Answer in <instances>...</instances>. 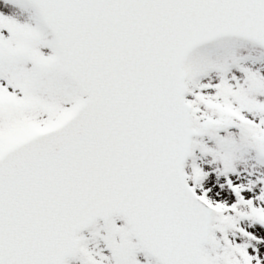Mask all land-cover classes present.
<instances>
[{"label":"snow or ice","instance_id":"1","mask_svg":"<svg viewBox=\"0 0 264 264\" xmlns=\"http://www.w3.org/2000/svg\"><path fill=\"white\" fill-rule=\"evenodd\" d=\"M0 264H264V0H0Z\"/></svg>","mask_w":264,"mask_h":264},{"label":"rangeland","instance_id":"2","mask_svg":"<svg viewBox=\"0 0 264 264\" xmlns=\"http://www.w3.org/2000/svg\"><path fill=\"white\" fill-rule=\"evenodd\" d=\"M237 242H240V241H239V238L237 239Z\"/></svg>","mask_w":264,"mask_h":264}]
</instances>
